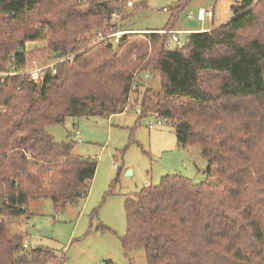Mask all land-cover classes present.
Returning a JSON list of instances; mask_svg holds the SVG:
<instances>
[{
  "label": "trees",
  "instance_id": "obj_1",
  "mask_svg": "<svg viewBox=\"0 0 264 264\" xmlns=\"http://www.w3.org/2000/svg\"><path fill=\"white\" fill-rule=\"evenodd\" d=\"M121 1L0 0V71L25 64L28 42L46 41L45 56L74 54L39 85L0 78V264L57 258L41 246L24 251L23 237L5 231L30 216L32 199L59 210L89 192L95 160L45 128L121 113L136 69L160 83L155 102L145 95L132 107L176 120L178 145L197 146L216 183L167 174L134 193L124 204V253L143 248L146 264H264V0H240L231 19L188 33L181 49L166 47L165 32L93 44L115 28Z\"/></svg>",
  "mask_w": 264,
  "mask_h": 264
},
{
  "label": "rangeland",
  "instance_id": "obj_2",
  "mask_svg": "<svg viewBox=\"0 0 264 264\" xmlns=\"http://www.w3.org/2000/svg\"><path fill=\"white\" fill-rule=\"evenodd\" d=\"M180 1L123 0L110 19L115 28L108 30L133 31L142 38L146 30L168 26L176 30L199 29L211 26L209 16L204 17V22L198 20L200 9L214 14V24L226 22L233 14L232 6L240 0H188L177 8ZM186 37L180 35L183 41ZM46 46V41L26 43L24 51L29 56L25 62L53 57L44 55ZM151 54L147 49V55ZM133 80L136 90L129 94L132 104L135 99L141 103L145 95L155 102L158 75L144 77L136 69ZM132 108L109 117L67 118L62 124L45 128L57 143L73 141V153L95 160L96 169L85 200L78 199L55 210L49 199H32L27 205L30 216L7 222L5 231L23 237L24 251L38 246L53 251L57 258H49V264H146L143 248L127 255L122 249L125 201L141 188L157 185L167 174H180L196 184L216 183L206 175L207 164L197 146H179L170 125L148 130L146 123L151 117H139ZM23 254L20 252L19 256Z\"/></svg>",
  "mask_w": 264,
  "mask_h": 264
},
{
  "label": "built area",
  "instance_id": "obj_3",
  "mask_svg": "<svg viewBox=\"0 0 264 264\" xmlns=\"http://www.w3.org/2000/svg\"><path fill=\"white\" fill-rule=\"evenodd\" d=\"M165 10V9H163ZM116 13H112L111 16H115ZM211 15L210 11H206L203 9H200L198 12V18L202 20L205 16ZM133 31H127L123 29H115V30H107L103 34H99L97 39L93 42V44L101 41L105 42H113L118 43L123 35L132 33ZM148 32H158L162 33L165 32L169 35L168 41L166 43V47L170 50L174 49H181L185 45V40H181L180 35L185 34L187 35L189 32L187 31H174V30H168V31H148ZM74 54H69L65 56L60 57H51L48 59L43 60H33L29 63L25 62L23 66L16 67L15 65L10 66L8 69L4 71H0V78L4 76H27L34 84H41L46 76L47 73L55 74L56 73V66L60 62L64 60H68L72 58ZM150 75L149 71L144 73V77H148ZM131 97H128L127 99V106L124 108V111H130L133 110L132 108V102ZM134 112L139 117H151V119L146 123V127L148 130H153L159 127H162L164 125H170L175 128L178 122L173 121L171 118L159 115L157 113H142L140 107L136 106L134 108Z\"/></svg>",
  "mask_w": 264,
  "mask_h": 264
},
{
  "label": "crops",
  "instance_id": "obj_4",
  "mask_svg": "<svg viewBox=\"0 0 264 264\" xmlns=\"http://www.w3.org/2000/svg\"><path fill=\"white\" fill-rule=\"evenodd\" d=\"M233 17V14L231 15V16H229V18H227V21L229 20V19H231ZM209 18H211V26H201L199 29H187V30H181V29H174V31H187V32H196V31H207V30H210V29H213V28H215V27H217V26H220L221 24H223V23H225V21H222V22H217L216 24H214V14H212L211 13V15H209ZM198 20L200 21V22H204V20H205V18H203L202 20H200V18H198ZM162 29H151V30H146V31H144V32H148V31H161ZM89 193V192H88ZM88 193H87V195L85 196V197H83V198H80V200L82 199H86L87 198V196H88ZM70 204H72V203H70Z\"/></svg>",
  "mask_w": 264,
  "mask_h": 264
},
{
  "label": "water",
  "instance_id": "obj_5",
  "mask_svg": "<svg viewBox=\"0 0 264 264\" xmlns=\"http://www.w3.org/2000/svg\"><path fill=\"white\" fill-rule=\"evenodd\" d=\"M21 50V48H18V51H20Z\"/></svg>",
  "mask_w": 264,
  "mask_h": 264
}]
</instances>
